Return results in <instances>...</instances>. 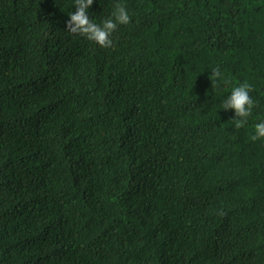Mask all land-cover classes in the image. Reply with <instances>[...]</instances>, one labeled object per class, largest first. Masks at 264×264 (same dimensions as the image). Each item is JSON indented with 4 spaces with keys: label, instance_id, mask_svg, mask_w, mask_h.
I'll use <instances>...</instances> for the list:
<instances>
[{
    "label": "trees",
    "instance_id": "trees-1",
    "mask_svg": "<svg viewBox=\"0 0 264 264\" xmlns=\"http://www.w3.org/2000/svg\"><path fill=\"white\" fill-rule=\"evenodd\" d=\"M116 3L0 0V264H264V0Z\"/></svg>",
    "mask_w": 264,
    "mask_h": 264
},
{
    "label": "clouds",
    "instance_id": "clouds-1",
    "mask_svg": "<svg viewBox=\"0 0 264 264\" xmlns=\"http://www.w3.org/2000/svg\"><path fill=\"white\" fill-rule=\"evenodd\" d=\"M94 0H74L75 11L69 14L66 24V31L73 35H79L88 41L98 45L100 48L109 49L113 45V33L118 30L119 26L130 24L131 16L127 7L123 3L114 5L110 18L96 23L90 19L89 8L93 5ZM211 80L222 82L227 85L230 81L224 76L219 67L212 68ZM213 88H218L219 83L213 84ZM253 86L247 81L233 86L230 95L223 101L222 108L224 111L233 110L235 119L231 120L236 129L245 127L250 116H252L255 106L250 93ZM255 134L251 136L252 141L264 138V122L255 125Z\"/></svg>",
    "mask_w": 264,
    "mask_h": 264
}]
</instances>
